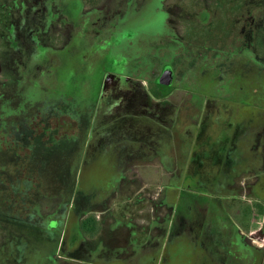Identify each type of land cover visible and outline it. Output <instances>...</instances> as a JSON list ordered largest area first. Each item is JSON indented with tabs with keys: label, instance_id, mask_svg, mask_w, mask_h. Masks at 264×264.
<instances>
[{
	"label": "flooded vegetation",
	"instance_id": "1",
	"mask_svg": "<svg viewBox=\"0 0 264 264\" xmlns=\"http://www.w3.org/2000/svg\"><path fill=\"white\" fill-rule=\"evenodd\" d=\"M65 1L0 0V97L29 99V104L23 102L22 112L19 113L21 115L10 116L14 120L13 130L17 134L27 132L29 142L44 151H52L61 136H72L83 129L92 136L97 135L98 126L94 125V118L104 113L115 115L126 98L131 97L137 103L135 107L139 108L141 116L162 121L159 128L156 125V132L160 130L159 135L165 146L159 150L151 138L146 136L144 139L141 136V128L153 133L148 123H145L146 126H137L135 142L131 146L125 144L127 148L120 147L118 150L119 165L129 167L119 168L114 182L104 179L95 193H90L88 197V194L84 195L83 200L87 203L85 206L76 204L73 198L72 205L66 206V210L60 213L68 219L65 224L59 219L42 225L46 228L38 224L40 229L49 231L47 240L54 243L55 254L88 264H110L109 260L118 261L116 264H137L140 259L137 258L138 254L143 253L146 264H157L153 253L160 230L167 248L178 241L177 236H181L180 240L184 241L178 245L177 254H185L188 250L195 262L198 260L197 264H205V257L210 259L208 264H232L236 255L242 258L245 255L244 262L240 264H264V245L254 243L258 239L264 241V117L260 128L251 132L246 130V123L250 121L248 117L241 124L235 125L229 119L231 111L225 106V112L220 114L223 118L218 116L215 122L220 131L214 132L212 129L215 126L206 125L212 112L207 110L211 107L208 104L212 102L211 99L198 100L201 105L204 103V108L199 111L194 126L186 124L185 120L181 121L179 109L167 108L162 115V112L158 115L157 110H152L155 103L151 99L171 97L175 92H181V97H264V0H217L218 9L212 10L226 21L223 27L225 33L219 25L216 31L221 41L220 58L210 61L204 58L201 51L191 54L188 48L185 52L189 63L195 67L191 72L183 71L182 80L189 86L191 82L209 73L212 64L213 69H216L213 78L214 95L206 90L194 94L189 88H178L176 72L171 66H165L159 71L147 70L140 64L135 67L133 75H129L125 68L114 67L111 70L108 64L111 50L119 52L125 44V39L118 37L125 21L123 5L118 4V14H114L116 16H108L106 6L100 3L103 0ZM222 2L225 4L224 13ZM199 4L206 6L207 1L199 0ZM62 23L71 27L67 45L61 41L59 28ZM174 35L180 37V40L176 39L175 45L187 43L177 29ZM99 37L109 42L105 49L101 47L102 41L95 44V39ZM160 43L161 38H156L151 58H156L160 53L157 49ZM129 44L124 46V51ZM258 48L262 50L260 55ZM67 59L69 62L65 63L70 64L73 77L70 94L63 96L59 69ZM165 70L173 71L171 85L159 83ZM14 91H17L16 95ZM20 91L25 93L17 95ZM62 97H70V105L66 109L63 108ZM79 97L92 98L81 105ZM146 98L148 100L144 101ZM67 101L66 104L69 103ZM19 117L24 119L20 121ZM175 122L179 123L176 127L173 126ZM0 129L3 130L2 121ZM179 133L182 137L178 136ZM159 135L156 134V140ZM158 151L162 158L157 157ZM157 159L166 161L171 167L181 164L183 171L187 170L180 179L177 178L179 187L173 192L171 205H167L173 212L172 220L167 219L165 224L161 222L159 225L154 214L150 216L147 226L143 227L136 213L130 215L131 212L123 211L113 222L97 221L99 217L92 215L100 209L97 204L109 201L120 183L131 176V162L136 169L142 164H153ZM86 161L82 157V163ZM206 164H214L216 167L231 165L234 170L245 172L236 177L225 176L219 188L217 184L203 188V182L219 180V177L207 175ZM196 192L202 194L197 195ZM245 197L251 199V214L243 223L244 228L250 230L256 208L263 218L258 232V237L262 239L248 237L243 229L235 233L229 224L231 219L225 201L238 198L248 203ZM221 198L225 201L221 202ZM103 209V215L110 214L111 207L104 206ZM193 212L204 216V221L195 222L197 217L194 220L183 219L184 213L194 216ZM99 229L106 232L105 241L90 247L89 241L94 239ZM121 237L123 239L120 241ZM114 238V252L110 254L108 246Z\"/></svg>",
	"mask_w": 264,
	"mask_h": 264
},
{
	"label": "rangeland",
	"instance_id": "2",
	"mask_svg": "<svg viewBox=\"0 0 264 264\" xmlns=\"http://www.w3.org/2000/svg\"><path fill=\"white\" fill-rule=\"evenodd\" d=\"M206 1V6L199 4V0H136L133 2L132 0H103L100 2L106 6L105 11H109L108 16H116L114 14H118V4L123 5L122 14L125 15V21L123 26L121 25L122 29L118 37L125 39L124 46L127 47V43H130L125 51L124 46L119 52L111 50L108 59L110 69L125 68L129 75H133L135 67L140 64L147 70L157 69L159 71L165 66H171L176 72L178 88H189L190 92L194 94L199 91L203 93L206 90L214 95L213 78L216 69H213L212 64L209 73L202 75L195 82H191L189 86L182 80L183 71L191 72L195 67L189 63L188 56L185 54L188 48L191 54L203 52L204 58H209L210 61L220 58L221 41L216 36V31L219 25V28L225 33L223 27L226 25V21L221 19L220 14L218 16L214 12L218 9L217 0ZM221 7H223L224 13L226 10L223 2ZM59 29L61 30L62 44L67 45L71 27L69 24L62 23ZM176 29L182 38L187 40V43L174 44L176 39L180 40V37L174 35ZM156 38H161V43L157 47L160 53L156 58H151ZM99 41H102L103 49L109 43L99 37L95 39V44ZM186 45L187 48L184 49ZM258 51L259 55L262 54V50L258 48ZM66 61L69 62V59L63 61L59 69L63 96L70 94L71 78L73 77L69 68L70 64L65 63ZM255 78L258 77L255 76ZM16 92L14 91L13 94L16 95ZM24 93L20 91L17 95ZM180 94L181 92H175L171 97H151L152 102L155 103L152 110H157L158 115L162 112V115L167 108L179 109L181 121L185 120L186 124L194 126L199 111L204 108V103L201 105L198 100L211 99L212 102L208 103L211 104V107L207 110L212 112H210L211 117L208 118L207 126L216 127L217 117L222 116L220 114L225 112V106L231 111L229 119L235 125L241 124V121L248 117L250 121L246 123V130L257 131L261 126L264 117L262 114L264 97H181ZM69 98L62 97L65 109L70 105ZM90 98L92 97H79L78 100L81 105H84ZM147 100L148 98L144 101ZM65 101L69 103L66 104ZM23 102L29 104V99L16 96L0 97V121L3 126V130L0 129V264H88L85 261H71L56 255L54 243L47 240L50 236L49 231L40 229L38 224L40 226L48 225L54 219H59L65 224L68 219L60 213L66 210V206L72 205L73 198H75L76 204L85 206L87 203L83 200L84 195L88 194V197L90 193L91 195L95 193L104 179L107 181L111 179L114 182L119 168L129 167L124 166L123 168L119 165L118 150L120 147L127 148L125 144L131 146L135 142L138 127L146 126L145 123L152 126V135L145 128H141L139 131L143 133L141 136L144 139L146 136L151 138L155 142L154 145L161 150L160 147L165 146V143L159 135L160 130L156 131L162 125V121L159 118L156 120L141 116L138 112L139 108L135 107L137 103L128 97L115 115L104 113L100 117L94 118V125L98 126L97 135L92 136L91 133L83 129L72 136H61L55 142L54 150L44 151L36 144L29 142L27 132L17 134V131L13 130L14 120L10 116L16 117L22 112ZM23 119V117H19L20 121ZM178 124L175 122L173 126L176 127ZM112 129H116V131ZM7 130L11 131L7 132ZM177 130L182 131L181 128H177ZM212 131L218 132L220 129L217 126ZM156 134L159 135L158 140L155 138ZM178 136L182 137V134L179 133ZM88 147L89 150H87ZM53 153L56 156L52 155ZM107 153L109 154L106 155ZM163 156L165 157V155ZM82 157L87 159L85 164L82 163ZM157 157L162 158L159 151ZM175 165L177 167H171L166 164V161L157 159L153 164H142L134 169V163L131 162L130 169H132L129 170L131 176L120 183L117 192L112 195L109 201H100L97 204L100 209L92 215L99 217L97 221L110 223L114 221L115 217L120 216V212L129 211L130 215L136 213V217L140 218L144 227L147 226L150 216L156 214L157 223L165 224L173 213L167 205H171L173 195L179 187L177 178L180 179L181 175L187 172L186 169L183 171V165ZM227 167L206 164L207 175L219 177V180L203 182V188H211L215 184L219 188L222 183L220 181L224 180L225 176L236 177L237 174L242 175L245 172L234 170L231 165ZM195 194L202 193L196 192ZM244 199L248 203L238 198L227 201L221 198L220 200L221 202L225 201L227 213L231 219L229 224L235 233L241 232L243 229L248 237L254 236L262 239V237H258V232L260 233L263 218L256 208L253 212L250 230L244 228L243 223L248 220L251 214V199L249 197ZM103 205L111 207L110 214L103 215ZM252 207H255V203ZM193 214L192 217L191 214L184 213L183 219L194 220L197 217L195 222L204 221V216H200L196 212ZM163 233L165 232L163 231ZM105 234L106 232L102 229L97 230L94 239L89 241L90 247L101 244ZM157 234V245L153 253L157 258V264L198 263V260L195 262L191 257L188 250L185 254L181 255L179 252L177 254L178 245L184 241V239L180 240L181 236H177L179 242L174 241L167 248L166 242L161 238L160 230ZM122 239L121 237L120 241ZM114 241L115 238L108 246L110 254L114 252L112 250ZM187 241L188 237H186ZM254 243L258 246L264 245L263 239H258ZM95 256L100 259L97 255ZM138 257L141 260L138 259L137 264H146V256L143 253L138 254ZM97 258L94 259L97 260ZM236 259L232 260V264L244 262L245 255L243 258L236 255ZM209 260L208 257H205V264L210 263ZM117 262L109 260L110 264Z\"/></svg>",
	"mask_w": 264,
	"mask_h": 264
},
{
	"label": "water",
	"instance_id": "3",
	"mask_svg": "<svg viewBox=\"0 0 264 264\" xmlns=\"http://www.w3.org/2000/svg\"><path fill=\"white\" fill-rule=\"evenodd\" d=\"M173 79V71L165 70L159 78V83L162 85H171Z\"/></svg>",
	"mask_w": 264,
	"mask_h": 264
}]
</instances>
